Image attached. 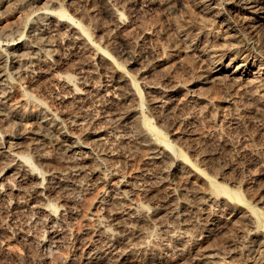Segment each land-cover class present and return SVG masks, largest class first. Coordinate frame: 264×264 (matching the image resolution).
I'll return each instance as SVG.
<instances>
[{"label":"rangeland","instance_id":"rangeland-1","mask_svg":"<svg viewBox=\"0 0 264 264\" xmlns=\"http://www.w3.org/2000/svg\"><path fill=\"white\" fill-rule=\"evenodd\" d=\"M26 1L27 0H14L10 4H6V7H0L1 44L6 42L5 40L8 38V40H17L23 37L28 40L31 35L30 32H32L31 27L33 28L36 26V20L34 18L37 9L47 6L51 1H55L59 3L54 9L55 13L63 12L70 19L76 21L88 32L92 43L97 48H101L110 54L118 68L120 67L119 69L131 73V75L136 78L137 67L131 66L130 56L124 54L126 51L128 53L130 52V54L134 51L132 54L139 60V65H146L145 68H148H146L144 77L140 81V93L142 98L152 101V104H144L145 108H143V110L145 109V117L147 120L149 119L150 123L152 122V125L154 124L153 126L155 128L162 131L163 135H165L179 151L183 152L189 162L197 167L202 174H195L196 176L194 173L190 175L189 173L186 175L178 174L179 176H171L172 174L166 175L163 173L160 166L156 165L155 167V165L147 163L149 161V151L143 143L139 142V134L137 133L140 129L137 127V116L134 117L135 114L129 111L132 109L131 106H133L132 101H118L117 104L121 106L109 113H104L102 108L103 102L97 99H92L88 103V113L85 112L87 109H82L85 112L83 113L82 110L77 109L78 107H75L73 103L67 105V107L61 105V107L57 96L55 97V94L52 92V90L59 91V89L57 90L56 86L50 83V77H42L40 80L37 79L36 73L38 70L35 69L37 72H33V69L31 70L32 72L30 71L31 73L28 72L29 74L26 73L24 78L22 77L23 81L21 79L15 80L9 89L11 98L6 104L4 112L6 113L8 111L6 114H9L11 118L3 113L4 116L2 120L4 119V122L1 120L3 122L1 123L0 121V125L3 127L2 129L7 126L4 130L7 132L9 130V135L3 137L5 140L2 138V140L0 139V146L3 147L5 145V147H8L9 142L13 143L14 140V142L18 144L17 142L19 141V146L22 145L18 149L20 155L24 153L23 156L36 159V154H43L47 156L46 165H42L45 170L54 171L64 177L68 176L66 178L68 181L70 180V186L64 187V189L62 188L58 196L55 197V203L58 205L60 204V206L63 205V208H65L59 215L58 223L55 225V231L61 233L62 238L60 243L55 244V248L48 250L49 248L41 241L47 236V226L45 222H38V224L32 216L30 217L27 215L25 210L19 209L18 203L21 199H18V197L11 192H4L0 195V264H88L86 261L88 258L91 259L92 256L95 258L98 256L99 252L105 250L102 242L105 240L106 235L97 231L101 224H105V226L109 224L107 227L112 231H114L115 227L117 232L114 231L116 234L114 242L120 244L122 247L124 246L122 249L132 246L136 250L137 257L139 259L141 258L140 260H142V262L144 260L142 264H209V262L213 260L214 263L212 262V264H219L220 262L218 263V261H221L220 264H264V250L262 249L264 247L261 245L258 246L259 244L253 242L255 240L249 237L250 229H248L249 226L246 225L248 223H246L245 217L242 218V214L229 215V224H231L228 225V227L230 226V228L227 227L224 232L217 233L210 241L203 244L204 246L202 245V250H200L201 253L203 252L204 255H207L212 253V251L217 252L216 254L213 252V255H216V258L221 260L215 258L207 261L208 255L206 259L205 256L202 257L203 254H200V252H198L200 255L197 256V250L193 248V241H190L191 239L188 237H182L185 243L183 239L181 242H178V240H174V242L171 241L169 237V235L173 236L174 234L179 236L178 234L182 235L183 231H188L195 236V238L201 239L203 222L200 216L203 207L200 206L197 201L200 202L204 195L209 192V186L204 181L206 177L214 179L218 184L227 187L230 191L239 192L249 206L264 214V194H262V192L264 193V82H262L261 79L257 80L254 78L252 74L254 70L246 74L245 79L240 82H233V80H229L231 82H228L226 78L210 79V67L207 60L199 57L198 54H194L189 43L180 41V38L178 39V32L174 31V26L171 27L173 25L172 21L178 23L176 26L177 28L180 26L178 28L179 31L189 30L188 33L192 40L197 38L198 33L204 30L203 26L208 27V30L211 31L212 35H210L212 39L215 40V45L214 43L213 45L216 48H223L222 45L226 44L223 35L226 32L225 23L228 22L227 24H230L229 26L237 29V32H239H236V35L234 34V36L229 38L231 39L230 42H233L232 44L236 41L235 45H238L234 49L236 51H241L243 47L254 53H258L261 47L264 46V26L258 29L243 27L241 26L242 17L229 13L224 15L225 20L216 19L215 22L214 16L206 14L208 13L207 11L204 12L205 3L203 5H198L195 0H185V5H182V3L177 0H169L171 1V5L166 4L165 0H140V3H137V0H108L113 7L120 8L126 13L125 32L123 31L121 35H117L102 0H76L74 2L71 0H40L35 6H29L30 4L28 5ZM227 1H218L220 4L218 7L219 9L221 8L220 11H224V8L227 6ZM140 6L144 10H141ZM127 9H129V11ZM205 18L207 20H205ZM29 28L30 30L27 32ZM196 29L200 31L198 32ZM144 30L145 32H143ZM57 34L58 33L53 31L50 32V30H46L42 33L40 40L41 45L39 46L40 49L46 51L51 48L49 47L50 45H53V48L58 52L56 57L55 53L53 54L55 64H61L65 59L70 58L66 65L57 69L60 73L67 72L74 75L76 74L75 72L78 71H82L83 73L86 72L87 75L90 74L87 78L88 81H90L94 87H99L101 78L98 73H95L98 66L89 58L90 56L80 55L79 57L74 56L71 58V48L61 44L64 38H66V35L64 32H61V34L59 33L60 35ZM214 36L216 37L214 38ZM29 40H31V38ZM249 46H251V48ZM173 47L176 49H173ZM50 53L48 52V54ZM49 56H52V54ZM253 58L254 56L251 58L252 61ZM159 59H161L160 61L163 62V65L156 63ZM53 61L48 63L41 62L43 70L49 71L50 68L54 70L58 65H55ZM228 62L229 61L226 63ZM240 62H242L241 59L232 62L231 66L233 68L230 66L228 70L233 71L235 66ZM64 68L66 69L65 71ZM205 80L207 81L205 82ZM211 80L212 82H210ZM142 84H144L145 87ZM153 86L158 88V90H156L157 92L153 91L154 93H147V91H149L148 89ZM161 92H163V94ZM24 93H28L35 100L38 99L41 102L43 101L42 103L50 111L55 113V115L58 114L57 116L65 120L72 117L74 119L78 117V115L82 117L83 114H85V116L82 117L84 121L88 117L87 120L91 122L85 121V124L87 122L90 123V128L87 126L86 128L88 129H86V132L77 133L76 130L71 131L77 133L82 143L84 141H89L91 150L89 149L90 152L89 150H87V152L100 163L98 167L100 173L108 175L109 180L106 183L102 182L100 179L101 182L98 179H93L90 174L91 169L87 168L85 171L86 173H77L73 170V162L76 157L74 156L75 154L65 153V149L59 145L60 136L58 131L55 132L53 129L49 128L48 130L46 128V131H44L45 128L39 127L40 125L31 117L38 112V107L26 101ZM153 95L155 97H153ZM149 97H152V99ZM158 109L160 110L158 111ZM86 113H90L89 116H91H86ZM62 115H66L68 118L62 117ZM130 115L131 117L129 118ZM4 117H6V119ZM7 128L8 130H6ZM49 130H52L54 134ZM88 130L91 133H98V137L95 139V137L87 136V133H89L87 132ZM36 131H38V134L41 133L44 135L45 133V137H43L45 140L41 143L37 141L38 134L35 133ZM47 131H49V134H46ZM18 134L19 137H17ZM20 136L22 138H20ZM99 136L102 137L103 140L99 139ZM207 157L210 159H206ZM68 159H70V161H68ZM1 166L2 164L0 163V168ZM119 179L130 183V190L132 192L130 191V198L128 200L119 202L120 205L118 203L108 204L107 207H113L112 210L109 208L111 211L119 212V214H121V219L123 218L117 223H111L112 226L109 220L106 219V211H104L106 205L103 204L105 201L102 200H104V198L107 200L106 197L113 195L110 194V185ZM157 185L159 187H157ZM256 186L258 187L256 188ZM153 187L154 189H152ZM161 188L163 191H161ZM172 190H174V192H172ZM255 190H257V192ZM148 192L153 193L148 195ZM170 192L174 193L175 197L177 195L176 198L180 202H184L185 207L183 206L178 211L179 216H177V214L174 217H167V213L155 215L152 208L154 207L153 205L160 201V199L162 200V197L164 199L168 193L171 194ZM156 194L158 196H155ZM8 195H11V198H9ZM200 195L201 197L203 196L202 199L199 197ZM111 196L110 198H112ZM233 204L239 205V203L235 202ZM140 205L146 206L150 211H147V220L149 223H146L147 225L144 224L140 226L139 224V226H136L134 225L136 223L132 224V221H130L128 212H130L132 208ZM161 216L162 219H160ZM155 217L159 218H156V220ZM243 219L244 222H242ZM125 222L129 227H125ZM118 223L120 226L122 225L124 229L118 226ZM149 225H152L151 229ZM128 228L131 232H127ZM177 232L179 233L177 234ZM146 236L148 238H146ZM101 238L104 240L101 241ZM166 239H169L168 242ZM100 242L102 244H100ZM127 243L130 244L128 245ZM168 243L171 244V247ZM258 247L262 249V251H260ZM144 252H147V254ZM221 252L222 255H220ZM158 253H160V255H158ZM187 255L189 256L187 257ZM230 257L233 258L231 259ZM110 258H102V261H98V263L95 264H110V262L114 261V259ZM171 259L173 260L171 261ZM111 264L114 263L112 262Z\"/></svg>","mask_w":264,"mask_h":264},{"label":"bare ground","instance_id":"bare-ground-1","mask_svg":"<svg viewBox=\"0 0 264 264\" xmlns=\"http://www.w3.org/2000/svg\"><path fill=\"white\" fill-rule=\"evenodd\" d=\"M12 1H14V0H0V7H2V6L6 7L7 6L6 4H10ZM39 1L40 0H27L26 3H28V5L30 4L29 6H31V5L35 6ZM71 1L74 2L76 0H71ZM102 1L104 3V6L106 7L107 15L109 16L110 21L112 22L111 24H112V26H113V28L115 30V33L117 35H121L123 33L125 27H126V24H125V14L126 13H125V11L120 9V8L113 7L108 0H102ZM165 1L164 2L166 4H168V5L171 2L169 0H165ZM177 1H180L182 3V5H185V0H177ZM218 1L217 0H195V2H197L198 5L199 4L203 5L205 3L204 4V10H205L204 12L207 11L208 13H206V14L214 16L215 22H216V19L217 20L224 19V15L229 13V14H236L238 16L240 15L242 17L241 26H243V27H247V28H251V29H255V28L258 29V28L264 26V0H228V1L226 0L227 1V6H226V8H224V11H220L221 8L219 9V7H218V5L220 6ZM137 3H140V0H137ZM142 3H141V6H142ZM58 5H59V3L55 2V1H51V2H49V4H47V6H44L43 8L37 9V11L35 12V18H34L36 20L35 21L36 26L33 27V28L31 26H29V27H31V31H32V32H30L31 35L28 33L30 35L29 37L31 38V40H29L30 38L28 40H26L23 37L19 38L17 40L16 39L8 40L9 39L8 38L7 40H5L6 42H4L2 44L0 43V49H1V53H0V121L2 120V118L4 116L3 113H5L4 112L5 111V106L9 102V100L11 98L10 97L11 95H9V89L11 88L12 83L15 82V80H18V79L22 80V77L24 78V75L26 73L29 74L28 72H30L33 69H34L33 72H37V70H38V72L36 73V78L37 79L40 80L42 77H50V79H49L50 83L53 84V86H56L57 90L59 89V91H56V90L53 91L52 90V92L55 94V97L57 96V98L59 100V103H60V106L62 105L64 107H67V105H70L71 103H73V104H75L74 105L75 107H78L77 109L82 110V109H87V107H88L87 105H89L88 103L92 99H97V100L103 102L102 108H103L104 113H109L112 110H116L118 107L121 106V105L119 106L117 104L118 101H121V100L125 101V102L127 100L132 101L133 102V106H131L132 109L129 110V111L130 112L132 111V113L135 114V116L133 115L134 117L137 116V119H138V121L136 120L138 122L137 127H139V129H140V131H138V133H137V134H139L138 135V139L140 140L139 142L143 143V145L149 151V158H148L149 161L147 163L155 165V167H156V165L160 166L162 171H163V173H165L166 175L167 174H172L171 176H173V175L177 176L178 174H183V175L185 174L186 175L187 173H189V175L192 174V173H194V175L195 174H197V175L202 174V172L197 167L193 166L189 162V160L184 155V153L179 151L165 137V135H163L162 131H159L157 128H155L153 126L154 124L152 125L151 124L152 122L150 123L149 119L147 120V118L145 117V115H144V113H145L144 110L145 109L143 110V108H145L144 104H147V103L148 104H152V101H150V100L145 99L146 100L145 101L142 98L141 93H140V85H141L140 81L144 77V73H145V70L147 68V67L145 68L146 65H144V66L139 65V63H138L139 60H137V57L132 54V53H134V51L131 54H130V52L128 53L126 51V53L124 52V54H127V56H130V60H131V64H132L131 66L137 67V70H136L137 71V75H135L136 78H134V76L131 75V73H127V72H124V70L122 71L121 69H119L120 67L118 68V66L115 64V62L113 61V58L110 56V54L108 52L102 50L101 48H97L92 43L88 32L85 29H83L76 21H74L73 19H70L63 12L55 13L54 9ZM141 6H140V8H141ZM189 8H190V6H189ZM127 10L129 11V9H127ZM141 10H144V9L141 8ZM90 19H93V18H90ZM205 20H207V19L205 18ZM175 22L172 21L173 25L171 27L174 26L175 30H174V28H173V30L178 32V39L180 38V41H183L185 43H189V46H191L192 50L194 51V54H198L199 57H202V58L207 60V62L209 64V67H210V71H209L210 79L212 78V80H213V79H218V78H224V79L226 78V79H228V82H231L229 80H233V82L234 81L240 82L241 80L243 81L245 79V75L246 74H248L249 72L254 70L253 73H252L254 78H256L257 80L261 79V81L264 82V46L261 47V50H259L258 53H254L253 51H250L249 49H244L243 47L242 48L244 50L241 48V51L243 50L242 52L241 51H236L234 49V48H236L238 46V45H235L236 41L234 42V44H232L233 42L231 43L230 42L231 39H229V38L234 36V34L237 32V29L229 26L230 24L228 25L227 24L228 22H227V23H225V29H226L225 31L226 32L223 30L225 32V34L221 32L222 34H224L223 35V37H224L223 39L225 40L226 44L222 45L223 48L220 47L221 49L220 48H216L214 46L215 45V40L212 39V36H211L212 34H211V31L208 30V27L203 26L204 30L201 31L200 33H198L197 38H194V40H192L190 34L188 33L189 30H187V31H181L180 30L179 31L178 28L180 26L177 28L176 24H178V23H175ZM189 22H190V20H189ZM198 22H200V21H198ZM206 25H207V23H206ZM29 30H30V28L28 29L27 32H29ZM46 30L47 31L50 30V32L53 31L55 33H58L57 35H60L61 32H64V34L66 35V38H64V40H63V42L61 44L67 46L68 48L69 47L71 48V50H72L71 58H73L74 56L79 57L80 55L81 56H88V57L90 56L89 58H91V60L94 62V64H96L98 66L97 70H96L97 72L95 71V73H98L100 78H101V82H100L101 84H100L99 87H94L90 83V81H88L87 78H88V76L90 74L87 75L85 71H84L85 73H83L82 71H78V72H75L76 74L73 75V74H69L67 72L66 73H63V72L60 73L59 70H57V69L62 68L64 65H66L68 63V61L70 60V58L69 59H65V60L63 59L64 62H62L61 64L56 63L58 66H56L55 69L53 68L54 70H51V68H50L49 71H44L43 70V68L41 66V62L48 63L50 61H53L54 60L53 59L54 58L53 54L55 53V57H56V54L58 53L57 50L53 48L54 47L53 45L52 46L50 45L49 47H51V48H49V50H46V51H43L42 49H40L39 46L41 45L40 44L41 43L40 42L41 34L44 33ZM196 30L198 32L200 31L198 29H196ZM143 32H145V30ZM212 32H213V30H212ZM237 33H239V32H237ZM145 34H147V33H145ZM65 35H63V36H65ZM215 37L216 36H214V38ZM107 38H108V36H107ZM213 43H214V45H213ZM67 47H66V49H67ZM183 47H185V46H183ZM249 47L251 48V46H249ZM173 49H176V48L173 47ZM128 51H130V50H128ZM181 51H182V49H181ZM48 52L49 53L53 52V53H50V54H52V56H49L50 54H48ZM184 52H186V51H184ZM252 56H254L253 61L251 60ZM238 59H241L242 62L237 64L235 66L234 70L232 69L233 71L228 70V68L231 66V63L236 61V60H238ZM160 60L161 59L157 60L156 63L162 64L163 62H161ZM227 61H229V62L226 63ZM53 62L55 64V60ZM56 62H58V61H56ZM135 67H133V68H135ZM231 68H233V67L231 66ZM35 69H37V70L35 71ZM65 70L66 69L64 68V71ZM145 77H146V75H145ZM31 78H32V76H31ZM21 80H19V81H21ZM212 80L210 82H212ZM206 81L207 80H205V82ZM237 84H240V83H237ZM142 85H144V84H142ZM150 85H152V84H150ZM144 87H145V85H144ZM172 88H173V86H172ZM148 90L149 91L146 90L147 93H152L153 91L158 90V88L153 86V87H150ZM169 91H170V89H169ZM161 93L163 94V92H161ZM24 95L26 96V98H25L26 101H28L31 104L33 103V104H35L38 107V112L36 114H34L33 116H31L35 120V122L40 125V126L39 125H37V126L42 127L43 129L45 128L44 131H46V128H47V130L49 128V129H53V131H55V132L58 131L59 136H60L59 145L63 149H65L64 150L65 153H68V154L74 153L75 154L74 156H76V157L74 158V162H73V164H74V169L73 170L75 172H77V173L78 172L81 173V172H85L87 168L91 169V173L90 174H91V177L93 179H98V180L100 179V180H102V182L106 183L109 180L108 175L100 173V171L98 169L100 163L95 158H93L91 156V154H88V152H87V150H89V149L91 150L90 145H89L90 144L89 141H87L88 143L86 141H84L82 143L81 139L77 135L78 132L84 133V132H86V129H88V128H86L87 126L89 127V124H90V123H88L90 120L89 121L87 120L88 117L85 120V121H88L86 123L87 125L85 124V121L82 118L83 116H85V114H83L82 117L81 116L79 117V115H78V117H75L74 119H73V117L67 119L68 117L66 115H62V117H67L66 118L67 120H65L64 118H60L59 116H57L58 114L55 115V113L50 111L42 103L43 101L41 102L38 99L37 100L33 99V97H31L28 93H24ZM153 97H155V96L153 95ZM119 98H120V100H119ZM150 99H152V97ZM88 110L89 109L85 110V112H87ZM159 110L160 109H158V111ZM59 112H60V110H59ZM82 112L85 113L83 110H82ZM87 113H86V116H89L90 113L89 114H87ZM69 115H71V114H69ZM7 116H9V114ZM6 117H4V118L6 119ZM130 117H131V115L129 116V118ZM9 118H11V117L9 116ZM26 118H24V119H26ZM61 119H64V120H61ZM2 121L4 122V119ZM2 121H1V123H3ZM119 123H121V122H119ZM2 128L3 127H1V125H0V139L1 138L3 139V137H7L9 135L8 134L9 133L8 128L6 129V130H8V132L4 130L5 128L4 129H2ZM71 130H76L77 133L76 132L73 133ZM49 131H47L46 134L47 133L49 134ZM53 131H52V133H53ZM37 132L38 131H36L35 133H37ZM87 132H89V130ZM92 132H93V130H92ZM79 135H82V134H79ZM87 136L95 137V139H96V137H98V133L89 132V133H87ZM17 137H19V134H18ZM43 137H45V133H44V135L39 133L37 141L41 143L43 140H45V139H43ZM20 138H22V137L20 136ZM134 138H136V137H134ZM99 139L103 140L102 137H100V136H99ZM3 140H5V139H3ZM93 141H95V140H93ZM8 142H9V140H8ZM98 142H100V141H98ZM175 142H177V141H175ZM17 143L18 144H16L14 142V140H13V143L9 142V146L6 143L8 147H5V145L3 147L0 146V163L2 164V166L0 168V195H2L4 192H7V193L11 192L13 195L15 194L18 197V199H21V201L19 200V203H18L19 209L21 208V209L25 210L27 215H29L30 217L32 216L33 219L37 223L38 222H40V223L45 222V224L47 226L46 227L47 228V233H46L47 236L45 235L46 237L43 240H41V241H43V244L49 248L48 250H50V249L55 248V244L56 243H60V240L62 238V234L55 231V225L58 223L59 215L65 209V208H63L64 207L63 205L60 206V204L58 205L57 203H55V197L58 196V193L60 192V190L62 188L64 189V187L70 186V183H69L70 180L68 181V179L66 178L68 176L64 177L63 175H60V174H58V173H56L54 171L45 170L42 167V165L45 164V162L47 161V156H45L43 154H38V155L36 154V159H32V157L23 156L24 153L22 155H20V153H18V149L22 145L19 146V141ZM4 144H5V141H4ZM92 145H93V143H92ZM90 150H89V152H90ZM48 158H49V155H48ZM206 159H210V158L207 157ZM202 160H203V158H202ZM68 161H70V159H68ZM103 164H104V161H103ZM46 168H48V167H46ZM66 173H68V172H66ZM204 181L209 186V192H207L204 195V197L202 196L203 199H202V197L200 195L199 197H201L202 200H200V202L197 201L198 204H200V206L203 207V209L201 211L202 213H201V216H200L201 220L203 222L202 223L203 224V230L201 231V233H202L201 239L195 238V236L190 234L188 231H186V232L183 231L182 235L178 234L179 232H177V234L179 236H176V234H174L173 236L169 235L171 241L178 240V242L179 241L181 242V240L183 239L182 238L183 236L188 237V238L191 239L190 241H193V245L195 246V247L193 246V248H196V250H197L196 254H198V252H200V250H202V245L203 244H205L206 242L210 241L217 233H220L222 231L224 232V230L227 229L228 225L231 224V223L229 224V221H230L229 218H228L229 215L242 214L243 215L242 218L245 217L246 223H248L246 225H248L249 226L248 229H250V231L248 230L249 231V237H252L251 239L255 240L253 242H256V243L259 244L258 246L261 245L262 247H264V214L262 212H260L259 210L249 206L245 202L244 197L239 192L230 191L227 187L218 184L214 179H211L209 177L204 178ZM157 182H159V181H157ZM164 182H165V180H164ZM260 182H261V180H260ZM157 184H159V183H157ZM130 186H131L130 183H128L127 181L119 179L118 181H116L115 183L110 185V188H111L110 190L111 191L108 190V191H110V194H113L112 196L110 195L112 198H110V196H109V197H106L107 200H105V198H104V200H102V201H105L103 203L104 205H106L105 206L106 208H105L104 211H106V213H105L106 217H107L106 219L109 220L110 224L111 223H115V222L117 223L118 221L122 220L123 218L121 219V214H119V212L117 213V212L111 211L113 207L112 208H110L111 206L107 207L108 204H110V203H116L117 204L118 203L120 205L119 202L128 200L130 198L129 197L130 196L129 194H130V191H131L130 190V188H131ZM151 186H152V184H151ZM157 187H159V186L157 185ZM257 187L258 186H256V188ZM152 189H154V187ZM252 189H253V187H252ZM164 190H166V189H164ZM155 191H157V190H155ZM161 191H163V189ZM255 191L257 192V190H255ZM261 191H263V190H261ZM153 192H148L147 194L149 195V194H151ZM158 192H159V189H158ZM172 192H174V190H172ZM260 194H261V192H260ZM262 194H264V193L262 192ZM150 196H149V198L152 197V196L151 197ZM155 196H158V195L156 194ZM176 197H177V195H176ZM176 197H175L174 193H171V194L168 193V195L165 196L164 199L162 197V200L160 199V201H158L155 205H153L154 207H152L153 208V212H155V215H160V214H164V213H167V215H168L167 217H169V216L170 217H174L175 215H177L178 211L185 205V203L184 202H180ZM9 198H11V195L9 196ZM146 198H147V196H146ZM198 199H200V198H198ZM151 200H152V198H151ZM1 201H2V199H1ZM147 201H149V200H147ZM234 202L235 203H239V205H234L233 204ZM103 204H102V206H103ZM113 205H115V204H113ZM186 207H187V205H186ZM198 207H199V205H198ZM147 211H149V210H148V208L146 206L140 205L138 207L132 208L130 210V212H128V217H129L130 221H132V224L136 223V224H134L136 226L137 225L139 226V224H140V226L144 225L146 223L148 224L149 222L147 220V213H148ZM124 212H125V210H124ZM151 213H152V211H151ZM29 216H28V218H29ZM177 216H179V214ZM200 217H198V218H200ZM156 218H159V217H155V219ZM238 218H239V216H238ZM160 219H162V216H161ZM176 219H177V217H176ZM240 219H241V217H240ZM168 220H169V218H168ZM125 221L128 222L127 220H125ZM126 222H125V224H126ZM242 222H244V219H243ZM102 223H103V221H102ZM105 223H107V222H105ZM121 224H123V223H121ZM107 225H109V224H107ZM107 225L105 226V224H103V225L101 224V226L97 230L100 233L106 235L105 240L101 238L102 239L101 241L104 240L102 243H103V247L105 248V250H103L101 252L98 251L99 254H98V256L95 255L96 256L95 258L93 256H92L91 259L88 258V260H86L87 263L88 264H95V263H98V261H102V258H110L111 257L112 259H114V261L111 260L114 264H142L144 262V260L142 262V260H140L141 258L139 259L137 257L136 250L132 246L131 247L129 246V248L122 249L124 246L122 247V246H120V244H116L114 242V238H115V235H116L114 233V231H116L115 227H114V231H112L110 228L107 227ZM117 225L120 226L119 223ZM195 225H194V227H195ZM126 226H127V224L125 225V227ZM136 226H134V227H136ZM151 226H150V229H151ZM120 227H122V225ZM127 227H129V226H127ZM122 228L124 229V227H122ZM138 228H140V227H138ZM228 228H230V226ZM184 229H186V228H184ZM137 230H136V232H137ZM140 230H139V233H140ZM172 231H174V230H172ZM127 232H131L129 230V228H128ZM127 232H124V233H127ZM117 234H119V233H117ZM129 234H131V233H129ZM245 234H247V233H245ZM146 238H148V237L146 236ZM243 238H246V237H243ZM99 240H100V238H99ZM168 240H167V242H168ZM250 241H252V240H250ZM102 243L100 242V244H102ZM184 243H185V240H184ZM127 244L129 245L130 243H127ZM138 244H140V243H138ZM251 244H252V242H251ZM169 245L171 247V244H169ZM125 247H126V244H125ZM245 247H246V245H245ZM151 248H152V246H151ZM262 249L264 250V248H262ZM262 249L259 248L260 251H262ZM148 250H150V249H148ZM251 250H250V252H251ZM260 251H259V253H260ZM137 252H138V250H137ZM213 252L214 251H212V253L207 254L208 256L204 255L203 252L202 253L200 252V254H203L202 257L205 256V258L207 256L208 259L207 258L206 259L208 261L209 259L212 260V259L216 258V255H213V254L214 253L216 254L217 252H214V253ZM226 253H228V252H226ZM145 254H147V252ZM200 254H198L197 256H199ZM158 255H160V253H158ZM220 255H222V252H221ZM252 255H253V252H252ZM188 256L189 255H187V257ZM191 256H192V254H191ZM217 256H218V254H217ZM230 256H232V255H230ZM86 257H87V255H86ZM221 258H222V256H221ZM142 259H143V257H142ZM161 259H162V257H161ZM199 259H200V257H199ZM216 259L217 260H221V259H218V258H216ZM172 260L173 259H171V261ZM217 260H216V262H217ZM168 261H170V260H168ZM197 261H198V259H197ZM226 261H228V260H226ZM108 262H110V261H108ZM112 262H110V264ZM212 262H209V264L210 263L212 264ZM219 262L221 263V261H218V263ZM223 262L226 263L225 261H223Z\"/></svg>","mask_w":264,"mask_h":264}]
</instances>
